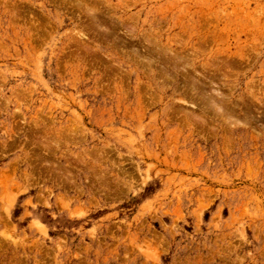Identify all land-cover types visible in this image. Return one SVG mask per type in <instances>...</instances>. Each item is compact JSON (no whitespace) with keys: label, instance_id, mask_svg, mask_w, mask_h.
<instances>
[{"label":"rangeland","instance_id":"374dc122","mask_svg":"<svg viewBox=\"0 0 264 264\" xmlns=\"http://www.w3.org/2000/svg\"><path fill=\"white\" fill-rule=\"evenodd\" d=\"M0 264H264V0H0Z\"/></svg>","mask_w":264,"mask_h":264}]
</instances>
